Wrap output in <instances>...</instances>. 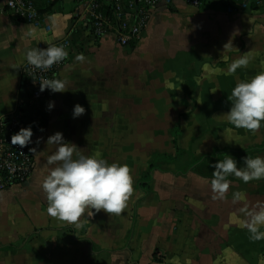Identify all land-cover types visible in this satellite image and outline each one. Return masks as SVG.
I'll return each instance as SVG.
<instances>
[{
  "label": "crops",
  "instance_id": "obj_1",
  "mask_svg": "<svg viewBox=\"0 0 264 264\" xmlns=\"http://www.w3.org/2000/svg\"><path fill=\"white\" fill-rule=\"evenodd\" d=\"M77 2L54 0L38 25L15 21L0 0V119L21 97L26 52L70 41L55 77L67 81V91L48 89L31 138L34 172L23 187L0 190V264H264V240H250L238 212L264 202V179L245 184L229 176L222 201L211 199L210 187L219 160L231 156L243 167L245 157L264 156V139L241 146L210 139L215 119L230 111L235 85L264 71V5L239 10L240 0H206L200 7L162 2L143 33L123 47L110 34L94 38L89 20L75 16ZM247 52L249 65L228 75ZM80 53L84 62L76 60ZM76 104L85 114L74 118ZM56 132L85 155L99 152L132 169L135 191L120 216L93 210L77 229L47 214L42 182L55 151L47 139ZM206 144L208 151L199 149ZM236 192L244 199L234 204Z\"/></svg>",
  "mask_w": 264,
  "mask_h": 264
},
{
  "label": "clouds",
  "instance_id": "obj_2",
  "mask_svg": "<svg viewBox=\"0 0 264 264\" xmlns=\"http://www.w3.org/2000/svg\"><path fill=\"white\" fill-rule=\"evenodd\" d=\"M28 35H32L29 33ZM232 47L231 41L224 45L225 51ZM68 57L64 46L50 45L46 49L34 48L26 52L27 63L34 69L46 71L54 64H58ZM250 52L234 60L229 68L228 75H234L238 68H246L251 59ZM80 53L76 60L85 61ZM40 91L50 89L54 93L67 91V81L58 78L39 81ZM215 92V91H214ZM231 108L226 116L228 123L237 129H244L252 134L257 133L264 123V71L256 74L250 80L240 81L228 96ZM54 107L49 102L48 108ZM85 114V108L79 104L74 106L73 116L80 117ZM43 131V129H41ZM33 131L31 126L22 128L12 135L11 144L21 148L32 144ZM43 138L36 140L38 145ZM47 145H54L55 151L47 158L48 174L42 182V189L46 195L47 214L61 222L73 225L79 229L83 227L82 217H88L104 211L108 215L120 216L128 206L134 194V180L132 169L127 164L116 162L108 163L101 157V153L85 155L83 149L67 142L63 134L56 132L47 139ZM36 153V148H31ZM210 187L211 199L225 200L231 186L229 176H235L245 184L253 180L264 179V157H245L244 166L238 167L231 156L219 160L213 165ZM244 197L240 192L233 194V203L242 201ZM95 210V213L93 212ZM244 217L240 226L247 229L249 238L253 242L264 240V202H257L251 206L244 205L238 209ZM178 264V260H177ZM190 264V262H189Z\"/></svg>",
  "mask_w": 264,
  "mask_h": 264
},
{
  "label": "built area",
  "instance_id": "obj_3",
  "mask_svg": "<svg viewBox=\"0 0 264 264\" xmlns=\"http://www.w3.org/2000/svg\"><path fill=\"white\" fill-rule=\"evenodd\" d=\"M172 1L78 0L75 16H84L89 20V29L94 38L110 34L119 46L127 47L143 33L158 5L162 2L169 5ZM184 1L200 7L206 0ZM53 2L54 0H5L3 9L15 21L39 25L46 16L45 8ZM252 5H264V0H240L238 9H246ZM50 45L64 46L69 53L70 41L67 37L55 43H40L37 48L46 49ZM67 59L68 57L46 71L34 69L25 63L22 69L21 97L15 110L0 119V190L23 187L30 180L35 168L31 144L24 148L12 145L11 137L29 126L33 131V127L43 119V112L39 109L47 100L48 89L41 92L39 81L42 78H55Z\"/></svg>",
  "mask_w": 264,
  "mask_h": 264
},
{
  "label": "rangeland",
  "instance_id": "obj_4",
  "mask_svg": "<svg viewBox=\"0 0 264 264\" xmlns=\"http://www.w3.org/2000/svg\"><path fill=\"white\" fill-rule=\"evenodd\" d=\"M216 117V116H215ZM172 116L171 115H166L165 117V121L167 123H169L171 121ZM216 122H218L215 131H213L212 133V138H210L211 140V144H213L214 141H216L217 139H222L224 137H226L228 140V143H231L233 145H237V146H241L244 145L246 141H251L252 139L257 141V139H264V123H262V127L261 129L255 133L252 134L251 132H248L244 129H237L235 128L233 125H231L230 123L227 122L226 119L221 120L219 117H217L215 119ZM224 124H221V123ZM220 123V124H219ZM218 130V131H216ZM165 132H168L167 130ZM194 137H198V133L199 132H193ZM189 133L183 134V137L181 138L180 141V145L182 146V142H183V138H188ZM210 136V135H209ZM211 137V136H210ZM201 138V137H200ZM203 140V138H201ZM260 140V141H261ZM185 141V140H184ZM209 145V144H208ZM206 144V146L199 148L200 150H207L210 148V146H208ZM154 148V147H153ZM152 147H150V151H152L153 149ZM161 150L163 149V151H167V149H169V140H165L164 145L159 147ZM195 151L197 150V148L195 147L194 149ZM198 151V150H197ZM264 157V156H262Z\"/></svg>",
  "mask_w": 264,
  "mask_h": 264
},
{
  "label": "trees",
  "instance_id": "obj_5",
  "mask_svg": "<svg viewBox=\"0 0 264 264\" xmlns=\"http://www.w3.org/2000/svg\"><path fill=\"white\" fill-rule=\"evenodd\" d=\"M49 7H50V6H49ZM49 7H47V8H49ZM40 122H41V121H39V122L33 127V131H36V129H37V127L39 126ZM150 166H151V164H150Z\"/></svg>",
  "mask_w": 264,
  "mask_h": 264
}]
</instances>
